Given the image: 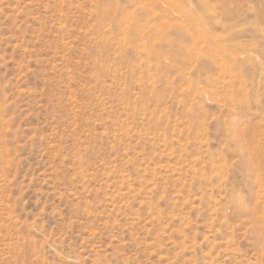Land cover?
I'll return each mask as SVG.
<instances>
[{
	"label": "rangeland",
	"instance_id": "1",
	"mask_svg": "<svg viewBox=\"0 0 264 264\" xmlns=\"http://www.w3.org/2000/svg\"><path fill=\"white\" fill-rule=\"evenodd\" d=\"M0 264H264V0H0Z\"/></svg>",
	"mask_w": 264,
	"mask_h": 264
}]
</instances>
